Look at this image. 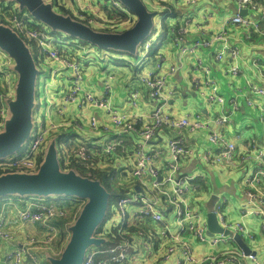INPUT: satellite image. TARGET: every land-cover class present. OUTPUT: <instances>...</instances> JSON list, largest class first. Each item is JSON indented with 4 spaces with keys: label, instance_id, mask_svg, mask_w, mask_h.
Here are the masks:
<instances>
[{
    "label": "built area",
    "instance_id": "built-area-1",
    "mask_svg": "<svg viewBox=\"0 0 264 264\" xmlns=\"http://www.w3.org/2000/svg\"><path fill=\"white\" fill-rule=\"evenodd\" d=\"M142 1L155 12V25L137 47L136 57L120 51H103L93 45L76 46L77 54L89 60V65L107 71L101 93L95 95L84 85L83 61L71 58L65 52L71 42L41 24L32 23L27 11L18 14V4L1 0L3 6L10 5V11L15 10L6 22L28 43L35 44L39 86L32 115L33 130L26 151L13 155L7 162L0 161V172L7 168L34 169L38 151L44 150L52 139H58V148L62 136L69 139V143L58 150L59 159L66 165L69 153H72L75 161L87 171L103 168L102 159L105 157L117 159L129 152L126 167L122 169L126 172L124 182L127 185L121 186L124 177H114L115 184L127 191L112 205L110 224H104L106 237L103 238L108 240L109 231L106 230L115 229L118 239L105 247H88L82 264H131L151 255L155 241L163 251V261L177 255L174 264H244V261L264 264L263 259L255 254H245L231 236L207 234L206 216L196 199V193L203 191L201 182L197 180L196 173L181 172L182 163L190 158L207 168L231 165L238 155L241 163L247 165L244 171L246 202L240 207L235 221L225 220L221 200L214 203L213 211L222 227L239 233L245 241L253 239L245 224L250 215L260 218L264 232V148L251 137L244 139L240 131L231 140L220 129L232 122L233 114L241 105L255 111L257 120L264 122V67L260 57L254 53L258 49L252 48L247 61L249 78L228 99L220 92L212 77L211 66L203 56L204 52H211L215 62H227L222 69L224 75L237 77L241 72L239 62L243 52L241 40L233 33L240 29L244 40L249 41L255 36L264 41L261 0H229L234 9L230 12L223 9L214 33L209 32V28L218 17L215 7L224 0H208L212 7L204 9H198L202 0ZM108 3L116 13L123 11L126 14L119 23L127 26L133 23L134 16L118 0H108ZM179 5L186 9L182 17ZM171 6L175 10H171ZM242 9L247 11L246 14L241 13ZM169 13L172 17L164 19ZM80 17L90 24L100 25L92 17ZM167 35L175 48L178 63L171 62L162 51L161 42ZM155 48L154 59L148 62L150 52ZM191 55L195 57L191 59ZM116 59L136 66L137 81L147 89V98L153 101L147 112L139 110L142 94L136 87L128 93V111H119L113 104L111 94L115 75L109 70L111 62ZM186 60L192 61L191 86L204 101L225 106L224 112L205 118L200 112L176 115L167 110L169 100L177 96L175 89L168 87V78ZM13 64L12 58L0 50V130L8 115L6 100L14 95L17 74ZM64 78L66 84L62 85L61 79ZM69 106L82 112L87 106L101 110L109 116L112 130L100 122L97 113L86 116L85 120L84 117H74V113L68 110ZM184 129L205 131L206 142L203 145L197 143V146L187 144L181 135ZM110 131L113 137L105 138ZM161 131L170 133L165 142L159 141ZM51 134L53 136L50 137ZM86 135L95 138L88 139ZM199 178L202 180L203 176ZM136 185L140 190L135 189ZM77 201L65 196L53 199L0 198V264H50L47 256L60 255L70 234L69 226L82 206L69 209L63 204L76 205ZM81 202L83 204L84 201ZM134 224H139L140 228L131 233L129 228ZM32 226L38 227V233L28 231ZM19 229L23 232L22 240L17 237ZM131 236L141 241L133 240ZM187 238L223 248L220 252L196 257ZM140 243L143 247H139Z\"/></svg>",
    "mask_w": 264,
    "mask_h": 264
},
{
    "label": "crops",
    "instance_id": "crops-1",
    "mask_svg": "<svg viewBox=\"0 0 264 264\" xmlns=\"http://www.w3.org/2000/svg\"><path fill=\"white\" fill-rule=\"evenodd\" d=\"M54 4L59 9L63 8L66 11L70 12L73 16L80 17L81 15L89 16L97 21H101L104 25L112 26V25H121L119 23L122 18L113 11V8L108 3V0H45ZM1 3V0H0ZM17 4L16 2H14ZM261 9H264V0H261ZM210 6L208 0H202L198 9L209 8ZM126 11L127 8L124 7ZM215 9H217L218 17L216 18V23L211 25L209 28V32L214 33L215 29L218 28L220 23V16L223 14V9L226 12H230L234 9V5L229 0H224L223 2H219ZM171 10H175L174 6H171ZM180 17H182L183 13L186 11L184 7L179 5ZM129 12V11H128ZM130 13V12H129ZM168 17H172V14H167L164 19ZM81 18V17H80ZM177 19L175 22L179 21ZM110 22V24H109ZM115 24H113V23ZM32 23H35L34 21ZM108 23V24H107ZM194 34V33H193ZM235 38L241 40L242 45V57L239 62L241 67V72L237 77H228L222 73V69L225 67L227 62H215L213 59V55L211 52H204L203 56L205 60L210 64L212 70V77L216 80L220 92L225 96L226 99L229 98L238 88L242 87L245 83V79L249 78L250 73L246 69L247 61L249 56L251 55L252 48H256L257 55L261 59V63L264 67V41L260 37H252L251 40L246 41L242 38V33L240 29L234 30ZM169 35L165 36L163 41L161 42V48L164 54L170 59L171 62H177V56L175 54V48L173 47ZM236 41V40H235ZM157 48L153 49L156 50ZM103 50V48H102ZM105 51V50H103ZM151 54V53H150ZM191 59L195 56L191 55ZM153 61V58H149L148 62ZM230 61L228 60V63ZM122 68L116 71H113L112 68L109 71L115 75L114 82H112V94L111 99L115 107L119 111H128L129 106L127 102V97L129 91L132 87H136L140 89L142 97H141V105L140 111L147 112L149 108L153 105V101L147 98L146 92L147 89L139 84L137 81V71H134L132 68V64L130 63H121ZM119 66V65H114ZM141 67H139L140 69ZM107 71L104 72L103 68L98 66H90L89 69H85L84 71V85L95 95H100L101 86L103 83V79L105 77ZM193 69H192V61L186 60L180 69L173 72L172 75L169 76L167 85L168 87H173L176 91L177 96L173 99L169 100L167 105V110L175 113L176 115L190 113L195 114L196 112H200L203 117H211L216 116L219 113L224 112L225 106H220L213 103H208L204 101L199 95L198 92L191 86L192 78H193ZM197 70H195L196 75ZM121 74V77L118 78L117 75ZM264 100V99H263ZM84 112L78 110L76 111L74 107L69 106L68 110H70L74 117H84L86 120V116H91L94 114H98L99 120L101 123L107 124L112 130V126L109 122V116L106 115L101 110L93 107L87 106ZM144 113V112H143ZM220 129L224 130L229 139H233V136L237 132H241L244 135V139L251 137L255 139L260 145L264 148V122H260L256 118L255 111L250 110L249 108L241 105L240 109L233 114L232 122L229 125L224 127H220ZM159 141L165 142L166 138L170 136V133L166 131L160 132ZM184 141L191 145L197 146V143L204 144L206 142V132L203 130H195L191 131L189 129H184L181 132ZM87 136V135H86ZM113 137L112 131L105 138ZM88 139H94L93 135L87 136ZM238 154V153H237ZM102 161L103 169L108 173L112 172L117 177H126V172H123V167H126L127 160L129 159V152L121 156L117 159L115 157L107 158ZM122 158V160H120ZM98 159H96L97 161ZM247 165L241 163L238 159V155L233 161L231 165L221 166L214 165L211 167L205 168L199 161L196 159L190 158L182 163L181 172L183 174H191L196 173L198 175L197 180L201 182V186L203 191L196 193V199L201 204V209L204 207V203L206 198L212 197V207L210 210H213L214 203L217 200L222 201V213L226 221H235L238 219V211L240 207L246 202V196L244 191L246 189V185L244 183V171ZM115 171V173H114ZM203 176L201 180L199 177ZM120 187V186H119ZM122 188V187H121ZM64 196H60L58 198H62ZM74 201L78 199V197L71 198ZM82 199H78L77 202H81ZM63 206L71 209L78 208L74 203H64ZM204 213L206 214L207 210L204 207ZM110 217H112V212H110ZM108 217L107 221L104 223L105 225H109L111 218ZM260 218L255 215H250L245 220L246 226L249 228L250 232L253 234L252 240H246V243L254 252V254L264 261V232L260 227ZM129 227V226H128ZM140 228L139 224L131 225L129 228L131 233H134L137 229ZM38 227L32 226L29 227L28 231L31 233H38ZM17 237L19 240L23 239V232L21 229L17 230ZM133 240L141 241L140 238L131 236ZM193 248V253L196 257H201L206 254L217 253L220 252L223 246L212 247L210 245H205L202 243H198L194 239H188ZM157 241H155L153 245V253L151 255H147L145 258H139L132 262L131 264H174V259L177 255L171 257V259L167 261H163L161 258L162 249L158 247ZM139 247H143L140 243ZM210 264V263H203ZM244 264H251L248 261H244Z\"/></svg>",
    "mask_w": 264,
    "mask_h": 264
},
{
    "label": "water",
    "instance_id": "water-1",
    "mask_svg": "<svg viewBox=\"0 0 264 264\" xmlns=\"http://www.w3.org/2000/svg\"><path fill=\"white\" fill-rule=\"evenodd\" d=\"M14 1L19 4L20 9H25L30 16L53 29L62 30L99 47L116 48L127 54H134L139 44L149 36L152 28L150 27L151 20L155 16V12L150 11L141 0H119L132 12L130 14L135 16V21L127 29L105 33L95 31L69 15L54 11L49 1ZM246 12L245 9L241 10L242 14ZM1 22L0 20V47L12 58L13 70L17 74V79L13 97L6 100L8 115L3 129L10 127V132L0 136V152L10 151L19 146L26 132L31 128V106L36 72L25 49L13 35L1 26ZM56 142L57 139L50 140L47 154L42 162L43 169L37 175H1L0 192L10 190L54 191L76 194L78 199H83L84 202L77 217L69 226L70 234L60 255L58 257L47 256L50 264H82L85 249L91 245L100 246L105 242L104 238L95 237L93 234L95 228L104 219L109 193L98 180L81 176L72 169L63 174H57L51 151L56 147ZM135 189L140 190V187L136 185ZM205 216L207 234L229 235L245 254H254L239 233L221 226L213 210L206 211Z\"/></svg>",
    "mask_w": 264,
    "mask_h": 264
},
{
    "label": "rangeland",
    "instance_id": "rangeland-1",
    "mask_svg": "<svg viewBox=\"0 0 264 264\" xmlns=\"http://www.w3.org/2000/svg\"><path fill=\"white\" fill-rule=\"evenodd\" d=\"M9 1L16 2L14 0H9ZM119 2L121 3V1H119ZM45 4L47 5V3H45ZM143 5H145V4H143ZM18 6H19V4H18ZM52 8H53L54 11H56L58 13H62L61 10L58 7H56L54 4H52ZM19 10H20V8H19ZM128 11L131 12L130 10H128ZM68 13L71 14L70 12H68ZM31 17H32L33 21L36 24H41L43 27H46L50 32L57 31L62 36H65V37L68 36V37H71V38H74V39H77V40H83V39H80V38L75 37L73 35H70V34L64 32L62 30L53 29L49 25L43 23L40 20H37L33 16H31ZM76 17L79 19V21H81L84 25L90 27L91 29H93L95 31H99V32H105V33H112V32L122 31V30L127 29L128 27H130L135 21V16H134V21H133V23L130 26H127V24H121V25H117V26L116 25L108 26L106 24L104 25L99 20H98V22L100 23V25H96V24H90L85 19H81L78 16H76ZM113 24H115V23H113ZM154 25H155V21H154V17H152L151 26L150 27H154ZM1 26L3 28H5L11 35H13L20 42V44L25 49V51L28 54V56L31 58V60H32V62L34 64L35 71H36L35 72L34 91H33V102H32V106H31V121H32L31 122V128L26 132V135L24 136V138L20 142L19 146L11 149L10 151H2V152H0V161L4 160L5 162H7L10 159V157H12L15 154H17V155L23 154L26 151V148L28 146V140L30 138V134H31V131H32V128H33V125H32V123H33V120H32L33 110L35 108V101L38 98L37 88L39 86V79H38V74H37L38 66H37V64L35 62V52L33 50H31V48H30V46L35 47V44H29L25 39H23L19 35L18 31L9 22H1ZM83 41L86 44L93 45L94 47H97V48H103V49H105L107 51H111V52H119L120 51V52H123L122 50H119V49H116V48L99 47L96 44H93V43H91L89 41H86V40H83ZM0 50L3 51V49L1 47H0ZM114 63L116 65H119V66H114L113 65ZM112 68H117V69H113V71L116 73V71L119 70V73H120L121 72L120 69L122 68L121 62L118 59L112 61L111 65H110V69H112ZM132 68L134 69V71H137L135 65ZM117 77L120 78L121 74L117 75ZM9 132H10V127L6 128V129H3L2 131H0V136L7 135ZM68 140L69 139H67L66 137L62 136L61 137V141L58 143V148L55 147V148L51 149V151L53 152V158H54V162H55V172L57 174H63L65 171H67V169H62L60 167V159H59V155H58V150L60 151V149L65 148L66 144L69 143ZM49 143L50 142L46 143V147H45L44 150L40 149L38 151V155L36 157L37 164H36V167L34 169L28 170V171H22V170H18V169H15V168H7L5 171L0 172V176L1 175L2 176L3 175H17V174H29V175L35 174V175H37L43 169L42 162L44 161L45 155L47 154V150H48L47 148H48ZM69 147H72V145H70ZM67 149H70V148H67ZM114 173H115V171H114ZM114 177H116V175H114ZM124 181H126V178L123 179L121 181V183H123ZM126 185H127V182H124L121 186H126ZM60 196H65L66 198H70L71 199V198L77 197L78 195H76V194H67L65 192H54V191H43V192H41V191H28V190H10V191H7V192L6 191L5 192H0V198H2V197H20V198L43 197V198H47V199H53V198L60 197ZM212 200H213V198L211 196L206 198L205 203H204V207L207 210H210V208L212 207ZM81 205H82V202H77L76 203V206H78V207H80ZM204 207L202 208L203 210H205ZM128 209L131 210L132 207H129ZM85 251H86V249H85ZM143 257H145V256L143 255Z\"/></svg>",
    "mask_w": 264,
    "mask_h": 264
},
{
    "label": "trees",
    "instance_id": "trees-1",
    "mask_svg": "<svg viewBox=\"0 0 264 264\" xmlns=\"http://www.w3.org/2000/svg\"><path fill=\"white\" fill-rule=\"evenodd\" d=\"M10 10H11V6L10 5L3 6L2 3H0V20L2 22H6V18L8 16H10L12 12L15 11V10L10 11ZM60 10H61L62 14L70 15L73 19L79 20L76 16H73V15L69 14L68 11H66L65 9L61 8ZM23 11H25V9H20V11L18 9L17 13L21 14ZM117 14L122 19L126 17V14L123 11H117ZM52 33L55 34V35H58V36H60V37H62L64 39H66V40H69L71 42V46L67 47L65 49V52L69 55V57L81 60V62L83 61L84 66H83L82 69L84 71H85V69H89V67L91 66V65H89V60L83 59V57H81V55L77 54V52H76L78 50V49H76V46L79 47V46L89 45V44H86L83 40H77V39H74V38H71V37H68V36H66V37L62 36L57 31H54ZM30 48H31V50H33L35 52V62L37 64L36 50H35V48L33 46H30ZM103 50H105V49H103ZM105 51H107V50H105ZM154 52H155V50H152L150 52L151 53L150 57L153 58V59H154ZM129 55L133 56V58H134V57H136V52L134 54H129ZM119 61L122 62L124 60L120 59ZM37 66H38V64H37ZM38 68H39V66H38ZM65 79L66 78L61 79L62 85L66 84V80ZM51 136H53V134H51L50 137ZM102 161H103V159H102ZM63 163L64 162L60 159V166H61L62 169H67V170L68 169H72V170H74L76 173H78L81 176H85V177H88L90 179L98 180L100 182V184L105 188V190L109 193L108 204H107V209H106V213H105L104 219L95 228L94 234H93V236H95V237H101V236H102V238L104 236L106 237V234L104 232L105 231L104 230L105 229L104 228V223L107 221L108 217H110L111 207H112V205L116 202V200L120 196H122V195H124L126 193L127 190L125 188H121V187H119V186H117L115 184L114 175H113L112 172L108 173L106 170L99 169V168L90 169V170L87 171L85 168H83L81 165H79L75 161L74 156H73L72 153H69V156L67 158V164L64 165ZM106 231H109V233L107 234L109 239L108 240L105 239V242H103L99 247H105V246L111 244V242H113V241L118 239V235H117L115 229L106 230Z\"/></svg>",
    "mask_w": 264,
    "mask_h": 264
},
{
    "label": "bare ground",
    "instance_id": "bare-ground-1",
    "mask_svg": "<svg viewBox=\"0 0 264 264\" xmlns=\"http://www.w3.org/2000/svg\"><path fill=\"white\" fill-rule=\"evenodd\" d=\"M128 9V8H127ZM32 130H33V128H32ZM82 201H83V199H82Z\"/></svg>",
    "mask_w": 264,
    "mask_h": 264
}]
</instances>
